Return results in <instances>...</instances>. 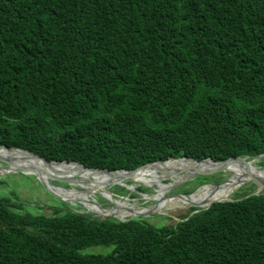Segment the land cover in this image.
Listing matches in <instances>:
<instances>
[{
	"label": "trees",
	"instance_id": "1",
	"mask_svg": "<svg viewBox=\"0 0 264 264\" xmlns=\"http://www.w3.org/2000/svg\"><path fill=\"white\" fill-rule=\"evenodd\" d=\"M2 145L112 171L264 155V0H0ZM17 185L0 264H264V192L154 225Z\"/></svg>",
	"mask_w": 264,
	"mask_h": 264
},
{
	"label": "rangeland",
	"instance_id": "2",
	"mask_svg": "<svg viewBox=\"0 0 264 264\" xmlns=\"http://www.w3.org/2000/svg\"><path fill=\"white\" fill-rule=\"evenodd\" d=\"M249 161L247 166L248 170L264 169V165L259 163L260 159ZM8 168L9 167H7L5 163L0 161V178L4 176H11L12 180L16 181L18 184L17 191L20 195V199L26 201L31 206L38 205L44 207L43 205L45 203L55 202L52 199V196L55 197V195H58L66 200L64 202L76 206L77 208H72L75 212L99 216L100 213L97 214L88 206L91 208H97L99 210L104 209L105 211H109L113 208L120 210L119 207L113 203L114 201H118L121 203L120 205L122 206V210L125 212H127L128 208L130 207H134L136 209H145L146 212L143 213L145 216H142L141 218L154 225L169 223L170 219L177 220V213H185L193 207L181 205H184L186 202L193 199H198L200 191L204 190V187H209L211 190L208 191L213 192L212 190L219 188L215 186L224 185L228 182V180H230L231 177L229 170L225 171L227 173L223 172L222 170V172L213 173L211 175H198L190 177L192 175L190 174V178L183 180L179 179L180 176L173 174L178 169V166H176L174 163H168L167 165L163 166V168L159 169V176H145L143 179L134 181L127 179L124 180V183L122 184H109V177L101 178L99 176H94L89 172H86V178L84 177L85 179L79 175L74 176V178L73 176L68 177L72 181L77 182L75 185H73V183H63L64 180L58 179L56 177L45 178V175H42L46 179V182L56 189L55 192L52 191L50 186H47L45 182L39 181L38 178L32 175H24L21 173H5L8 171ZM211 169L214 168L210 167L209 170ZM200 176H206L207 180L200 182L198 180V177ZM90 183L96 186H104V190L102 191L103 193L91 188L86 189L82 186L87 185L88 187H93ZM225 185L223 187H225ZM122 187L124 190H122ZM142 187H145L146 190H141L140 188ZM235 187L237 189H235L232 194H226L223 196L225 200L229 198H235L238 195L252 193L257 189L256 185L251 183L249 179H245V181L240 182V184L236 185ZM0 190L4 194L6 193V189L0 188ZM75 192H78L80 196L76 197L74 194ZM187 193L192 195L191 198H183L184 201L181 199H173L176 198L173 195ZM170 199H173L172 201H177V203L165 205L166 207H162L164 209L161 210L156 209L155 206L157 203ZM124 207L126 209H124ZM41 212L48 213L47 208L44 207ZM108 213L110 214V217L117 219L126 220L130 218V216H128L126 219H123L120 215H118V213ZM111 250L112 247H90L85 249L83 252L108 254L111 252Z\"/></svg>",
	"mask_w": 264,
	"mask_h": 264
},
{
	"label": "bare ground",
	"instance_id": "3",
	"mask_svg": "<svg viewBox=\"0 0 264 264\" xmlns=\"http://www.w3.org/2000/svg\"><path fill=\"white\" fill-rule=\"evenodd\" d=\"M0 156L3 157L4 159H8L12 165H16V166H20V167H22V166L23 167H35V168L40 169L41 173H40L39 179H41L42 182H45L47 184V186H50V185L46 182V179H45L46 177H56L58 179H62L64 181H68L70 183H73V185H75L77 182L76 181H72L68 177H72L73 176V178H74V176L79 175L80 177L85 179L86 178L85 177L86 176V172L92 173L94 176H99L101 178L109 177V181H110L109 183H112V184H122V183H124L123 182L124 180H121V181L115 180L114 176L112 174L96 172V171H91V170H85V169L79 168L75 164H66V163L46 164L43 161H41L39 159H36L34 157H30V156H28L25 153L20 152V151H14V150H8V149H0ZM168 163H174L176 166H178V169L173 174H176V175L180 176L179 179H183V180L187 179L190 174H195L197 172L208 171L210 169V167H212V168L215 167L213 164L207 163V162L206 163L196 164L194 162L182 163V162H179L178 160L177 161L170 160V161H168L166 163L160 164L156 168H148V169L139 170L137 172V174H135V178L131 179V181L143 179V177L145 178V176H149V177L150 176L151 177L159 176L158 170L163 168V166L167 165ZM237 163H241V164L243 163L244 166H240ZM237 163L231 162L226 168L222 169L223 172H225L226 170H229V173L231 174L230 180H228V182L225 183L226 185L224 184L225 187H223L224 185L218 186L219 188L212 190L213 192H209L211 190L209 187H204L203 188L204 190L200 191V195L198 196V199H193L191 201H188L184 205H181V206H188V207L196 206L198 208H200V207L203 208V207H206L208 204L213 203L215 201H223V200H225L223 198L224 195L232 194L233 191L235 189H237L235 187L236 186L235 184H237L238 182L240 183L242 181H245V179H249V181H250L252 176H255L260 183H262V182L264 183V169L263 170H248V167H247L248 166V162L245 163V162H242V161H237ZM68 165L73 166L75 168L74 169L65 168V166H68ZM53 171L66 172V173H69V174L67 176H62V175H60L58 173H53ZM225 173H227V172H225ZM42 175H45V178ZM87 175H89V174H87ZM90 184L93 187H88L87 185H82V186L85 187L86 189L91 188L93 190H97V191H100V192H102L104 190V186L101 187V186L93 185L92 183H90ZM233 185H235V186H233ZM50 188H51L52 191L56 192V189L53 186H50ZM74 194L76 195V197L80 196L78 192H75ZM191 196L192 195L181 196V197H176V198H173V199H181V200L184 201L185 198H191ZM228 196H230V195H228ZM173 199L157 203L156 206H155L156 209L157 210H161V209H164L162 207H164L165 205L177 203V201H172ZM113 203L116 204L119 207L120 210H116V209L113 208V209H111L109 211H105L104 209H100L99 210L97 208H91L90 206H88V207L91 210L95 211L97 214H99V213L100 214H107L108 212L118 213V215H120L123 219H126V217H128V216H130V217L134 216V214H137V213L146 212L145 209H140V208L136 209L134 207L128 208V211L126 210L127 212H125V211L122 210V206L120 205L121 204L120 202L114 201ZM124 209H126V208L124 207ZM129 209H131V210H129Z\"/></svg>",
	"mask_w": 264,
	"mask_h": 264
},
{
	"label": "water",
	"instance_id": "4",
	"mask_svg": "<svg viewBox=\"0 0 264 264\" xmlns=\"http://www.w3.org/2000/svg\"><path fill=\"white\" fill-rule=\"evenodd\" d=\"M0 149H8V150L20 151V152H23V153H25L26 155H28L30 157H34L36 159L41 160V161H43L46 164H52V163H56V164H61V163L75 164L79 168H82V169H85V170H91V171H96V172L112 174L114 176V179L115 180H119V181L127 180V179L131 180V179L135 178V174H137V172L139 170H141L142 168L147 167L149 165H152V164H163V163H166V162L170 161V160L165 161V162H163V161H155V162L146 163V164L140 166L139 168H137L135 170H131V171H127V170L112 171V170L101 169V168H88L85 165L80 164V163H76V162H68V161H63V162L52 161V162H50V161L46 160L45 158H43V157H41V156L31 152V151H28L26 149H22V148L9 147V146H6V145H2V146H0ZM261 158H264V155L255 157L254 159H261ZM254 159H252V160H254ZM177 160H189V161H192V162H194L196 164L206 163L207 162V163H211V164H213L215 166L214 169H211V170H208V171H203V172H197L195 174H192L190 177L198 176V175H211L213 173L222 172V169L226 168L231 162L237 163V161H242V162L246 163V162L249 161V160H247L246 158H243V157L229 158V159L222 160V161H214L210 157L206 158V159H203V160H200V161L193 160V159H188V158L173 159V161H177ZM0 161L5 163L7 165V167H9L8 171H6L5 173H21V174H24V175H32V176H34V177L39 179L41 170L38 169V168H35V167H23V166L20 167V166L12 165L8 159H4L1 156H0ZM237 164L240 165V166H244L243 163L242 164L241 163H237ZM53 173H58V174H60L62 176H67L69 174V173H66V172H59V171H53ZM190 177H188V178H190ZM39 181H41V179H39ZM58 182H63V181H58ZM250 182L253 183L254 185H256L257 189H256V191L248 194L245 198H247V197H249L251 195H258V194L264 192V183L263 182L260 183L255 176L251 177ZM63 183H70V182L64 181ZM109 184H111V183H109ZM237 184H240V183L238 182ZM237 184H235V185H237ZM218 186H220V185H218ZM218 186H215V187H218ZM173 196L174 197H181V196H189V194H176V195H173ZM55 197L60 199L61 201H66L65 199L61 198L58 195H55ZM224 201H233V199L229 198V199H226V200H223V201H215V202H224ZM211 204L212 203L208 204L206 207H203V208H201V207L198 208L196 206H193V207H196V210H194L190 215H192L194 213H197L200 210L207 209L208 207H210ZM129 210H131V209H129ZM99 216L100 217H108V216L110 217V214L109 213H107V214H99ZM142 216H145V215L143 213H137V214H134V216H131L129 219H126V220L119 219V220L120 221H127V220H130V219H133V218H136V217H142Z\"/></svg>",
	"mask_w": 264,
	"mask_h": 264
}]
</instances>
